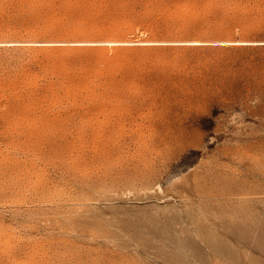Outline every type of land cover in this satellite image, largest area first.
Instances as JSON below:
<instances>
[{
	"label": "rangeland",
	"instance_id": "rangeland-1",
	"mask_svg": "<svg viewBox=\"0 0 264 264\" xmlns=\"http://www.w3.org/2000/svg\"><path fill=\"white\" fill-rule=\"evenodd\" d=\"M0 264H264V0H0Z\"/></svg>",
	"mask_w": 264,
	"mask_h": 264
}]
</instances>
